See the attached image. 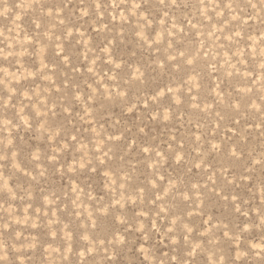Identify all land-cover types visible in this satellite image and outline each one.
I'll list each match as a JSON object with an SVG mask.
<instances>
[{
	"label": "rangeland",
	"instance_id": "1",
	"mask_svg": "<svg viewBox=\"0 0 264 264\" xmlns=\"http://www.w3.org/2000/svg\"><path fill=\"white\" fill-rule=\"evenodd\" d=\"M0 156L5 264H264V3L2 0Z\"/></svg>",
	"mask_w": 264,
	"mask_h": 264
},
{
	"label": "clouds",
	"instance_id": "2",
	"mask_svg": "<svg viewBox=\"0 0 264 264\" xmlns=\"http://www.w3.org/2000/svg\"><path fill=\"white\" fill-rule=\"evenodd\" d=\"M2 2V0H0ZM261 3H264V0H261ZM255 7V5H253ZM5 107L7 106L6 104L4 105ZM10 143V141H9ZM0 159H4V157L0 156ZM86 239V237H85ZM121 243L123 242L122 240L120 241ZM256 245H253V248H256ZM256 257L264 260V249H261L260 252L256 253ZM8 260V249L7 246L3 243H0V264H5V262ZM173 262L175 261V257L172 258ZM163 264V262H161Z\"/></svg>",
	"mask_w": 264,
	"mask_h": 264
},
{
	"label": "snow or ice",
	"instance_id": "3",
	"mask_svg": "<svg viewBox=\"0 0 264 264\" xmlns=\"http://www.w3.org/2000/svg\"><path fill=\"white\" fill-rule=\"evenodd\" d=\"M173 3H175V0H173Z\"/></svg>",
	"mask_w": 264,
	"mask_h": 264
}]
</instances>
